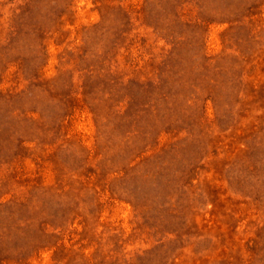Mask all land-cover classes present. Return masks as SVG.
Returning a JSON list of instances; mask_svg holds the SVG:
<instances>
[{
  "label": "rangeland",
  "instance_id": "rangeland-1",
  "mask_svg": "<svg viewBox=\"0 0 264 264\" xmlns=\"http://www.w3.org/2000/svg\"><path fill=\"white\" fill-rule=\"evenodd\" d=\"M0 264H264V0H0Z\"/></svg>",
  "mask_w": 264,
  "mask_h": 264
}]
</instances>
